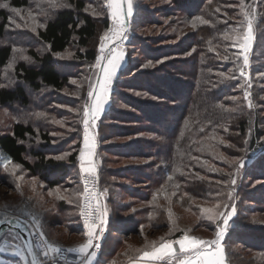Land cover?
<instances>
[{
  "label": "trees",
  "instance_id": "trees-1",
  "mask_svg": "<svg viewBox=\"0 0 264 264\" xmlns=\"http://www.w3.org/2000/svg\"><path fill=\"white\" fill-rule=\"evenodd\" d=\"M66 1L72 7H52L44 0H0L1 3H6L12 8L33 10L40 23L35 31L26 28L19 30L17 39V34L8 29L10 14L7 8L0 5V39L11 36L20 41L29 38L35 44L28 48V54L34 63H18L14 69L15 82L0 88V105L6 106L9 111L15 109L14 112L18 118L21 113H27L34 121H14L9 131L0 134V157L9 158L12 161L11 165H18L29 174L40 177L48 189L66 184L67 177L79 174L80 178L78 161L79 147L83 143V108L85 103L89 102L90 85L95 86L98 75V70L93 66L100 54L97 42H95L99 32V18L86 10L85 0ZM239 1L242 2V0ZM172 3L182 17H184L183 14L190 17H206L208 15L206 10L211 4L221 6L225 12L228 11L224 8L221 0H172ZM192 4L195 9L190 11ZM243 4L256 6L254 23L258 27L259 39L264 41V0H243ZM239 17L241 21L244 20L242 14ZM103 23L104 28H110L108 18L104 17ZM239 28L240 31H244L243 27ZM212 31L215 33V29ZM39 45L42 48L41 53L36 50ZM195 45L198 48L193 52V58L186 62L187 69L189 68L188 73L179 70L181 79L174 74L176 67H173V71H171L170 67L172 68L173 64L168 61L164 63L162 70L169 75L162 76L142 71L136 76V79H133L131 77L134 76V73L129 74L132 70H129L132 65L130 63V65L126 64L121 68L112 80L109 105L94 125L97 148L101 141L99 137L102 136L106 127L108 130L115 127L108 120L123 124L119 128L126 127L124 123L140 122L139 125H136L140 126L138 129L155 132L158 139L144 142V144H149L147 151L139 150L140 156L155 158L156 162H152L151 167H149L150 165H141L139 169H133L136 175H132V179L140 180L146 187L145 191L139 190L140 192L135 191V193L131 189L125 191L145 204L138 211L141 217L136 216L138 213L125 217L111 215L109 206L116 203L117 198L113 195V191L108 192L109 218L107 223L109 229L105 230L106 240L99 252L97 264H126L139 255L137 249H143L152 241L159 242L160 239L154 238L160 232L174 228L175 230L168 235L164 233L166 235L160 236L165 240L181 238L187 232L186 228L176 229L179 226L176 223L174 225V220H178L184 214H192V221L197 222L196 226H200L198 228L204 227L213 232L222 222L223 217H218L215 221L206 219V214L202 212V209L206 208L203 200L212 202L210 208H215L219 198L227 199L226 204L218 209L226 215L233 205H238L241 202L236 198L241 196L242 191L239 188H242L243 185L241 183L243 175L249 174L250 177L257 175L256 171L264 170V166L257 162L250 166L254 170L248 169V163L246 166L243 164L252 157L253 150L264 146V139L261 143L258 142L259 136L261 137V127H255L254 135L243 151L222 142L227 141L235 145L236 142L237 144L243 142L241 139L247 133L254 110V107H248V100L244 97L232 99L239 95L241 90L244 92L247 87V83L244 82L246 78L240 76L239 73L243 61V56L239 54L242 51L235 50L234 46L228 50L229 53L223 51V55L227 59L224 61L222 69H217L214 62L207 60V51L200 50L202 47L198 46L195 39L192 40V47L187 50L190 51ZM71 46L77 48L74 55L77 60L74 62L59 56ZM255 47L258 50L260 47V49H264V44L258 41ZM232 52L235 54L232 55ZM13 55V44L0 42V68L8 66ZM83 67H87L88 71H91L89 74L86 72L88 83L83 86L84 101L81 103V100L79 103L80 99L77 98L70 104L72 106L75 103L77 106H81V125L78 128V131L79 129L81 131V138H78L79 143L76 145L79 147L77 149L74 147L73 152L66 158L57 159L55 155L60 154L67 143L75 137L71 135L72 138L70 137L69 140L54 143L56 136L53 135V131L56 128L50 121L51 117L47 116L52 109L50 102L58 96L70 78L81 79L78 77L79 73H76L80 72ZM74 68L79 69L76 73H71ZM255 70L258 69H252V72L255 73ZM216 72H221L223 75H218ZM239 86H242V89ZM127 88L151 93V95L162 98V102H174V105L166 106L165 109L153 101L136 99L123 93ZM47 90L53 92L50 99L46 98L47 95L46 97L38 96V93L42 92L43 94ZM256 91V87H253L251 98H256ZM32 95L38 100L37 105L32 103ZM116 98L140 114L118 110L114 105ZM35 112H45V116L36 115ZM130 149V147L121 149L120 153H126ZM219 150L227 153L229 157L238 158L239 164L243 166L240 167L238 162L230 163L228 159L217 155ZM259 157V160H264L262 151ZM177 167L181 171L177 172ZM0 169L4 168L0 167ZM104 173L107 174L105 171ZM99 174L100 187L102 183L103 186L107 184L106 186L112 187L103 178L102 169H99ZM169 176H172L173 179L168 180ZM258 176L264 178V173ZM0 178L4 181L5 176L0 175ZM232 180H235V184L231 183ZM79 186L82 191L80 179ZM121 207H123L122 204L118 205L116 209L123 210ZM246 208L244 212L248 213L251 208ZM62 209V212H66L69 208L66 206ZM169 210L172 212L171 219L168 215ZM246 213L241 215V219L238 221L237 219L231 221L237 223L229 230L224 241L225 254L229 264H253L256 259L254 257L246 258V255L238 250L237 245H242L245 250H251L254 253H264V228L248 223ZM35 214L34 212L32 216L37 219L38 216ZM9 215L24 222L23 216L18 213ZM62 217L60 218L61 224L71 233L82 231L80 205L77 216L68 221L62 220ZM45 219V215L41 217V227L47 225ZM201 222L205 225H202ZM130 236H139L141 240L146 239L147 243L135 247L125 245V238H130ZM195 236L202 238L197 234ZM119 247L124 250L121 251ZM255 264H258V261Z\"/></svg>",
  "mask_w": 264,
  "mask_h": 264
},
{
  "label": "rangeland",
  "instance_id": "rangeland-1",
  "mask_svg": "<svg viewBox=\"0 0 264 264\" xmlns=\"http://www.w3.org/2000/svg\"><path fill=\"white\" fill-rule=\"evenodd\" d=\"M44 1L47 2V0ZM85 1L87 3L86 10L93 16L99 18V32L97 35L98 37L95 40L99 47V51L102 42L106 44L103 52V55L105 57L109 56L113 51H123L124 58L121 61L120 67L118 68L115 76L118 74V71H120V68L125 67L126 64L130 65L131 63L133 66H130L131 68H129V70H132L129 72V74L134 73V76L131 77L133 79H136V76L139 75V73H141L142 71L162 76L167 74L169 75V73L162 70L164 63H167L168 61L173 64L172 68L170 67L171 71H173V67H176V69H174L176 73L174 74L181 79L182 76L179 70L181 69V71L183 70L182 72L185 71L184 73H188L189 68L187 69L186 62H189L190 58H193V52L198 48L197 45H195L190 51L187 50L189 47H192L193 39H195V42L198 43L199 47L203 48H200V50L207 51V60L211 61L212 63L214 62L217 66V69H222L221 67H223V63L226 60L224 59L225 56L223 55V51H225V53H229L228 50L236 44V41L234 39H225V34L233 36V30L240 27L242 22L239 19V16L241 15V2L239 0H221L224 8L228 10L227 12H225L221 8V6L218 7L215 4L209 5L206 10V13H208V15L206 17H203V19L209 21V23L202 24L199 20H197L195 27L192 26V22L196 17H190L184 14V17H182L178 13L177 8H174L175 5L172 3V0H133V14L128 18V26L125 37L122 38V40L112 42L102 40V38L104 37V33L113 26V21L106 8V0ZM5 4L6 3L0 2V5L2 6ZM61 7H72V5L68 1L63 0ZM5 8H7L10 14L8 29L17 34V39L19 36V30L26 28L35 31L36 27L40 24L38 18L34 14V11L30 10L29 8H12L9 5H7V7ZM193 8L194 5L192 4L189 10L192 11L195 9ZM253 10L254 12L256 11V6H250L248 8L249 12H252ZM30 12L32 13V15H29ZM104 17L110 20V28L108 27V29L104 28ZM213 29H215V33H213L212 31ZM253 35L254 39L252 41L251 49L247 53L249 57V65L246 70V80L244 81L245 83H247L246 90L244 92L241 90L239 95L232 97V99H239L241 97L245 98L246 92L251 93V95L247 97V100L252 101L254 107L253 114L251 115V122L247 133L241 139L243 142H238V144L236 142L235 145L233 143L221 140L224 144L239 151H243L244 147H247L251 137L254 135L256 126L261 127V137L259 136L258 142L261 143V141L264 139V49H260V47L258 50L257 47H255L258 41H260V43L262 44H264V41L259 39L258 27L255 26V23H253ZM215 37L216 39H214ZM16 41L17 44H15ZM210 41L211 43H209ZM0 42L12 43L14 47V55L11 63L4 68H0V88H2L3 86L11 85L15 82L14 69L18 63H34V60L28 54V48L33 47L35 44L32 43L29 38H24V40L21 39L19 41L11 36L0 39ZM212 42H214V44H212ZM232 42H234L235 44H233ZM183 46L184 49H182ZM234 47L235 50L243 51L238 46ZM36 50L41 53V46H37ZM76 51L77 48L71 46L66 50V52L60 54L59 56L74 62V60H77L74 56ZM231 54L234 55L235 53L232 52ZM99 55H101V51ZM145 65H147V67ZM256 68L258 70H255L256 72L253 73L252 69ZM78 69L79 68H77L76 70V68H74L71 73H76ZM96 70H98L99 73V69L96 68ZM86 72L87 74H89L91 71H88L87 67H83L80 72L76 73H79L78 77H80L81 79L77 77L70 78L68 84L59 92L58 96H56L54 100L50 102V108L52 107V109L49 112L50 114H47V116L51 117L50 121L56 128L53 131V135L56 136V138L54 139V143H60L67 139L69 140L70 137L72 138L71 135H74L75 137V139L72 138L71 142L67 143L64 150H62L60 154L55 155V157L66 158L70 153L73 152L74 147L75 149L79 147L76 145H78L79 139L81 138L80 129L78 131V128L81 125V106H77L75 103L72 106L70 104L77 98L80 99L78 101L79 103L81 100V103H83V86H86L88 83ZM216 73L218 75H221V72ZM112 82L110 85L109 97L112 92ZM249 84L251 85V87H249ZM239 87L240 89H242V86ZM253 87H256L257 89L255 99L251 98ZM44 92L45 93L43 94L42 92L38 93V96L46 97L47 95V99H50L53 96L52 91L47 90ZM123 93L135 97L136 99L142 98L146 101H153L154 103H157V105H162V107H164L165 109L166 106L169 107L174 105V102H162V98L151 95V93H147L142 90L127 88ZM31 98L34 105H37L39 103L37 102L38 100L36 99V97H33V95L31 96ZM108 105L109 98L108 102L104 105L103 111L107 109ZM114 105L120 111L136 115L140 114L139 112H136L135 109L123 104L118 98H116ZM14 110L15 109H11L9 111V108L0 105V134L4 133L5 131H9L11 129V124L14 121H34L32 117L27 113H21L20 117L18 118V115L14 112ZM34 114L42 117L45 116V112H35ZM101 115L102 113H100L99 117ZM108 121L115 125V127L109 130L108 127H106L102 136L99 137V139H101L99 148H97V144L95 146V154L93 157L98 175L100 176L99 169H102V175H104L103 178L108 184L110 183L112 185V187L106 186L107 184H104L103 186L102 183L101 204L104 205L108 211L107 197L109 195L108 192L110 193L111 190L114 192L113 195L117 198L116 203H113V205L111 204L109 206L111 215L115 217L120 215L125 217L133 214L136 215L138 213V215L136 216L141 217V214H139L138 211H140V209L144 207L145 204L140 202V200L136 197L130 196L125 191L126 189H131L133 193L139 190L141 192L145 191L144 189H146V187L143 186V183H141L140 180L132 179V175H136V173L133 172V169H139L141 165H150L152 162H156L155 158H145L143 156H140L139 150L147 151L149 148V144H144V142L157 140L158 136L155 134V132H146L142 128L138 129V127L140 126L136 125H139L140 122L137 121L131 122L132 124L124 123V126L126 127L122 128L119 127L123 124H120L119 122L114 120ZM92 126L94 127V125ZM89 130H91V128H89ZM124 133L130 134L126 135ZM37 141H40L39 138ZM128 147L131 148L129 151H127L126 153H120L121 149ZM82 149L83 143L79 147L80 152ZM261 151L264 156V146H262V148L260 149L257 148L253 150L252 157L243 163L245 164V166L248 163L249 170H254L250 168V166H253L254 164H256V162L259 165L264 166V160H259ZM217 155L228 159L230 163H237L239 161L238 158L229 157L227 153L222 150H219L217 152ZM149 167H151V165ZM12 168L13 165L9 166L8 170L0 169V175L5 176L4 181L6 182L5 183L3 179L0 178V205L4 203L12 204L13 207L9 209V214L18 213L23 216V218L28 222L34 223L36 227H31L33 231H40L45 233L46 238L49 239L50 242H55L63 246H66L67 244L70 245V243L72 242L70 236L75 233H71L69 229L64 228V226L61 224L62 221L60 220V218L63 216L62 220L64 219L65 221H68L72 217L78 215V209L81 201V196L79 194L82 193L79 186V174H76L73 177H67L66 179H68V181H66L67 183L64 185L62 184L59 187L48 189L46 188L45 183L41 180L40 177L29 174L20 166L15 168V174H13ZM80 171L81 168L79 167V172ZM104 171L107 172V174L104 173ZM256 173L257 175H251L250 177L248 176L249 174H245L241 179V183L243 184L242 188H239V190L242 191L241 196H238V198H236L237 200H241V202L238 205H234L236 208V213L229 220L228 228L223 238L224 241L229 230L237 223H232L231 221L233 219H237V221L241 219V215H244L246 213L244 212V209H247L246 207L251 208L249 212L246 213L248 215V223L259 226L260 228H264V178H260V176H258L259 174L264 173V170L260 172L256 171ZM19 177L23 178L19 179ZM17 184L20 186L19 189H17L16 187ZM21 192L23 193V196H21ZM219 196L223 197L222 195ZM226 201L227 199L225 198L223 200L219 198L216 204L220 205L221 208L223 204H226ZM211 203L212 202L210 201L206 202L203 200V204L206 208H210L212 205ZM120 204L123 205V207H121V209L123 210L116 209ZM66 206L69 209L66 212H62V208ZM252 207L255 208L253 209ZM34 212L36 213L35 215L38 216L37 219L36 217L32 216ZM230 212L231 208L229 209L228 213ZM44 215L46 217L45 220L47 225L41 227L42 225L40 219ZM108 218L109 215L107 216V220ZM192 220V214H184L178 220H174V225L176 223V225L179 226L176 229L184 227L186 228V231L190 236H195L197 234L199 236H202V238L200 239L204 240H212L213 238H215L216 232L220 227H223V224L221 222L213 232H210L204 227L198 228L200 226H196L197 222L195 223V221ZM202 225L205 224L202 223ZM104 228L105 230L109 229L108 223L104 226ZM43 229H47L48 232H44ZM173 230L175 229L173 228L172 230L166 232H160L154 239L159 240L161 238L160 235H168L169 233L173 232ZM16 236L17 235L15 233L7 231L5 232L4 238L15 243L17 242ZM224 241L222 242V245L225 250ZM124 243L125 245L135 247L143 245L147 243V241L146 239L141 240L139 236H130V238H125ZM236 247L242 254L246 255V258H256L253 264H255L257 261L258 264H264L263 252L254 253L251 250H245L242 245H237ZM119 249L121 251L124 250L121 247H119ZM5 264H30V262L23 263V261H15L14 259H12L7 260Z\"/></svg>",
  "mask_w": 264,
  "mask_h": 264
},
{
  "label": "snow or ice",
  "instance_id": "snow-or-ice-1",
  "mask_svg": "<svg viewBox=\"0 0 264 264\" xmlns=\"http://www.w3.org/2000/svg\"><path fill=\"white\" fill-rule=\"evenodd\" d=\"M47 2L52 7H59L62 5L63 0H47ZM3 7H7V5L5 4ZM249 7L250 6L244 5L242 0L241 14L244 20L241 22L240 27H243L244 31L241 32L238 27L233 30V36L225 34V39H234L236 41L234 46H238L243 50L239 54L243 56V66L239 68V73L242 77L247 76L246 70L249 65L247 53L250 51L254 39L253 23L255 20V12L254 10L249 12ZM106 8L113 21V26L104 33L102 40L112 42L122 40L127 32L128 18L133 14V0H106ZM29 15H32V13L30 12ZM197 20L202 24L209 23V21L204 20L202 17H196L192 22L193 27L196 26ZM209 43H211V41ZM105 47L106 44L102 42L100 45L101 55L93 66L99 69L100 75L97 78L96 85H90V90L88 92L89 102H86L83 108V149L80 152L79 159L81 172L87 175L84 179V190L79 195L83 197V207L81 208L80 214L87 228V240L76 247L67 249L69 252L79 253L82 258H85V264H92V260L96 257V251L90 250L100 247L98 241L103 235L108 216L107 208L102 205L99 200V194L94 188H89L88 186L89 180L87 176L90 175L94 179L97 176L96 164L93 161L96 142L95 136L90 134L89 128L95 124V121L103 111L104 105L108 102L111 82L124 58L123 51H113L109 56L105 57L103 55ZM224 59H227V57L225 56ZM145 66L147 67V65ZM230 78L235 79L236 77ZM249 87H251L250 84ZM250 95L251 93L246 92L245 98L247 99ZM248 107H253L251 100H248ZM57 159H63V157H57ZM0 160H2L0 167L8 170L9 165L12 164L11 159L0 157ZM239 166L242 167L243 165L239 164ZM16 167H18V165H13V174H15ZM176 171L179 172L181 169L177 167ZM22 178L23 177H19V179ZM172 179V176L168 177V180ZM231 183L235 184V180H232ZM16 187L19 189L20 186L17 184ZM21 196H23L22 192ZM12 207L13 205L10 203L0 205V225L11 224L12 220L16 218L9 215V209ZM219 207L220 205L217 204L215 208L202 209V212L206 214L205 218L210 221H215L218 217H223V227H220L216 232L215 239L204 240L195 236H190L187 232L178 240H165L164 237H161L159 242L152 241L143 249H137L136 251L139 255L135 258V261H130V264H164L165 261H167L168 264H172V262H175V264H225V250L221 241L227 231L229 220L236 213V208L233 205L231 207V212L225 216L223 212L218 211ZM168 215L171 219V210H169ZM40 236L41 243L37 245L39 253L31 248L29 249L32 254L31 264H48L49 260H55L56 257L61 256L64 251L59 244L50 242L49 239L46 238L45 233L41 232ZM174 245H178V249L175 248ZM8 250L6 243L4 247H0V251ZM12 251L16 255L24 256V253L19 249H13ZM24 259L27 261V257H24Z\"/></svg>",
  "mask_w": 264,
  "mask_h": 264
},
{
  "label": "crops",
  "instance_id": "crops-1",
  "mask_svg": "<svg viewBox=\"0 0 264 264\" xmlns=\"http://www.w3.org/2000/svg\"><path fill=\"white\" fill-rule=\"evenodd\" d=\"M99 75H100V72L98 73L97 78H98ZM101 113H103V111ZM90 128H91V130H89V132H90L91 135L95 136V142L97 144V137H96L95 128L93 126L92 127L90 126ZM23 220H24V223L27 224V226L30 228V230L33 233L34 231H33L32 228L36 227V225L34 223H32V222H28L26 219H23ZM43 231L44 232H48L47 229H45V230L43 229ZM11 232H13V233H15L17 235L16 236L17 242L14 243V242H11V241H9V240H7L5 238L0 239V247H4V245L6 243L7 246H8V249H9L8 251H0V260L2 261V262L0 261V264H5L7 262V260H12V259H14L15 261H23V263H26V262L29 263V258L27 256V253H26V251H25V249L23 247V244H22L18 234L15 231H11ZM70 237H71L72 242L70 243V245H68V244H67L68 246L66 245L69 248L76 247L79 244L84 243L87 240V236H85L84 231H83V226H82V231L81 232L72 234ZM215 238H216V236H215ZM215 238H213V239H215ZM223 241H224V239L221 241V243ZM174 247L178 249L179 246L178 245H174ZM13 249H19L20 251H22L24 253V256H20V255L14 254L13 251H12ZM90 251H96V250L95 249H91ZM99 252L100 251H96L97 254H96V257L92 260V264H97V261H98V258H99ZM24 257H27V261H25ZM130 261H135V259L129 260L126 264H130ZM65 264H85V258H82L80 256V254L77 253V252H72L71 257L69 258V260ZM164 264H168V262L165 261ZM172 264H175V262H172ZM225 264H229L228 261H227V258H226V254H225Z\"/></svg>",
  "mask_w": 264,
  "mask_h": 264
},
{
  "label": "built area",
  "instance_id": "built-area-1",
  "mask_svg": "<svg viewBox=\"0 0 264 264\" xmlns=\"http://www.w3.org/2000/svg\"><path fill=\"white\" fill-rule=\"evenodd\" d=\"M100 56V55H99ZM79 163V167H80V159L78 161ZM87 174H84L80 171V182H81V186H82V192L84 190V179H85V176ZM88 180H89V188H94V190L99 194V200L101 202V187H100V177L97 173V176L96 178L94 179L93 177H91L90 175L87 176ZM83 207V197L81 196V201H80V213H81V208ZM80 220H81V223L83 225V231H84V234L85 236H87V228L84 224V219L82 217V215L80 214ZM40 231H34L32 233V238H33V243H34V247H35V250L37 253H39V248H37V245H39L41 243V236H40ZM106 231H105V228H104V231H103V235L102 237L99 239L98 243L100 245V247L98 249H95L96 251H101L102 247H103V244L106 240ZM62 247V249H64L63 253L61 256H58L56 257L55 260H49L48 261V264H65L69 258L71 257L72 255V252H69L67 251V249L69 247L67 246H63V245H60Z\"/></svg>",
  "mask_w": 264,
  "mask_h": 264
},
{
  "label": "water",
  "instance_id": "water-1",
  "mask_svg": "<svg viewBox=\"0 0 264 264\" xmlns=\"http://www.w3.org/2000/svg\"><path fill=\"white\" fill-rule=\"evenodd\" d=\"M9 230L15 231L18 234L23 244V247L27 253V256L29 258V262L31 264L32 254L29 251V249L31 248L34 251H36L33 243L32 231L30 230V228L27 226L26 223H24L22 220L18 218H15L12 220L11 224L0 225V239L5 234V232Z\"/></svg>",
  "mask_w": 264,
  "mask_h": 264
},
{
  "label": "bare ground",
  "instance_id": "bare-ground-1",
  "mask_svg": "<svg viewBox=\"0 0 264 264\" xmlns=\"http://www.w3.org/2000/svg\"><path fill=\"white\" fill-rule=\"evenodd\" d=\"M45 2V1H44Z\"/></svg>",
  "mask_w": 264,
  "mask_h": 264
}]
</instances>
